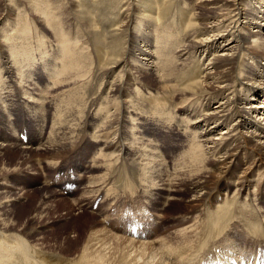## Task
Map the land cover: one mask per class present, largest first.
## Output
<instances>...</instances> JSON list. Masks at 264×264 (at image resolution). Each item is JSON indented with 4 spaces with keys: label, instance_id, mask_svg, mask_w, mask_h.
I'll use <instances>...</instances> for the list:
<instances>
[{
    "label": "bare ground",
    "instance_id": "bare-ground-1",
    "mask_svg": "<svg viewBox=\"0 0 264 264\" xmlns=\"http://www.w3.org/2000/svg\"><path fill=\"white\" fill-rule=\"evenodd\" d=\"M21 7L29 10L35 18L34 12L44 13L48 26L38 18L30 17L36 25V32L28 33L29 20L26 22V19L20 25L8 27L6 23L11 22L7 19L8 14L23 16ZM74 25L78 33L68 37L66 29ZM40 30L54 35V38H46L44 33L40 38ZM186 37L190 40L183 41ZM35 40L41 44L52 40L58 45L61 56L56 53L52 58V62L59 61L58 69L52 73L54 79L62 77L56 79L57 83L62 81L63 76H72V71H77L75 75L80 80L65 91L61 88L63 84L55 82L53 84L58 88L40 92L45 93L43 95L30 93L28 86L23 84L28 100L22 98L20 89H8L11 91L8 108L14 116L10 114L12 120L8 127L0 123V151L14 147V151L6 153L36 155V161L42 160L43 170L45 163L52 168L55 166L50 178L45 175L46 181L58 185H54L56 190L59 187L67 189L70 184H83L87 172L92 176L94 172L108 169L106 181L112 187L93 198V204L100 199L101 206H104L101 213L106 214L108 219L101 222L103 227H91L82 247L76 252L77 257L70 259L72 255L64 251L60 255L61 252L36 245L38 234L33 232L41 227H33L32 222H28L20 231L8 225L9 220L0 218V264H201L203 259L209 258L248 259L259 247L264 249V211L261 210L264 209V0H0L2 79L13 75L20 65H14L9 58L20 56ZM216 51H220L221 55ZM139 52L140 56H136ZM46 54L45 60L50 55ZM178 54L179 61H176L175 55ZM248 60L251 62L248 63ZM207 62L210 69L205 66ZM27 66L30 69L33 63L25 64L24 74ZM134 67L142 74L139 78L147 84V88L156 90V97L148 99L153 107L149 126L153 130L151 133L139 131L146 120L140 123L143 119L137 115L139 109L132 101L136 100L138 93L131 92L128 103H119L118 96L109 93L112 77L118 73L115 81H118L117 87H121L126 74L133 72ZM195 77L200 82L195 83ZM18 78L20 82L24 81ZM135 80V89L141 90ZM127 82L129 84V77ZM174 84H177L176 88L178 84L190 85L183 89L179 87V92L175 90L177 93L168 95L167 89ZM178 97L193 100L196 109L190 111L198 113V123L209 132L205 139L195 137V130L193 136H188L190 126L183 127L185 131L178 129L177 125L183 124L177 114L182 113L179 108L184 105L183 101L177 103ZM65 103L75 105L80 117L79 131L72 138L52 135ZM121 107H126L128 115L123 114ZM109 116L114 118L109 119ZM48 123L49 136L43 141L48 134ZM148 124L150 122L146 121V126ZM119 128L133 132L128 136L129 143L119 138V133L111 137ZM19 130V135L27 134L26 142L16 136ZM187 141L190 147H186ZM85 146L101 149V153L96 155L102 160L92 158L88 163L87 156L82 152ZM155 146L159 147V155H156L158 150ZM145 156H148V162L144 163ZM171 157L190 165V178L185 180V188L193 191L190 197L184 196L181 190L178 192L183 180H179L178 184L174 180L162 188L159 187L161 184L157 186L155 183L154 186H147V176L143 173L148 170L153 176L152 168L159 166L164 169L173 164ZM58 158L61 160H57L55 165L48 164L51 162L49 159L54 161ZM114 165L120 170V181L111 176ZM243 165L246 168L243 169ZM188 167L183 163V168ZM5 174L0 173V181L6 177ZM57 174H60L59 177ZM231 174L234 179L239 175L241 181L230 183ZM113 178L116 179L114 184L110 181ZM247 180H254L255 183L246 198L243 195L240 197L237 191L231 195L234 185L239 186L240 191L253 185ZM221 182H224L225 200H218L219 196L210 199ZM3 184H0V207L5 200L13 197ZM122 186H133L136 192L142 189L144 195L141 191L135 197L126 196L120 192L126 191ZM87 189L85 192L92 191ZM50 191L47 190L44 199ZM70 191L74 193L75 189ZM106 192L110 194L106 196ZM113 192L117 199H113ZM56 195L59 194H52L51 197ZM154 198L162 200L161 205ZM179 202L190 208L200 203L202 208L196 207L199 216L193 225L173 235V232H165L161 227L175 219L184 226L193 215L187 214L196 210L190 211L184 205L176 206ZM110 206L114 208L113 213L109 210ZM136 207L142 212L139 215L130 217L124 212ZM169 207L168 213L175 218L165 219L163 216L160 222L149 221L142 211L165 214ZM178 207L187 210L177 211L183 210ZM186 211L188 213H183ZM131 219L144 226L146 237L128 233L126 222ZM162 240L166 244L162 243L159 247Z\"/></svg>",
    "mask_w": 264,
    "mask_h": 264
},
{
    "label": "rangeland",
    "instance_id": "rangeland-1",
    "mask_svg": "<svg viewBox=\"0 0 264 264\" xmlns=\"http://www.w3.org/2000/svg\"><path fill=\"white\" fill-rule=\"evenodd\" d=\"M21 9L23 12L24 19H22L23 16L18 17L17 13H15V14L9 13L7 16V19H11V22L6 23V25L8 27L13 28L17 25H20L23 22V20L26 19V22H28V20H29V32L28 33L31 34V32H36V30L34 29L36 27V25H35L34 21L31 22L30 17L33 19L38 18L46 26H48V23L45 19L44 13L34 12L35 13L34 15L36 16V18H35L31 15L29 10L25 9V7H21ZM38 11H41V10L38 9ZM27 14H28V16H26ZM167 17H168V15H167ZM42 29L47 31V29L44 27H42ZM66 31H67L68 37H71L72 35L75 36L78 33L77 27H75V25L71 26V28H69V29H66ZM39 32H40V38L43 37L42 33H44L46 35V38H51V39L54 38V35H52L50 33L44 32L42 30H40ZM40 38H38V39H40ZM185 40H190V37H188L187 39L183 38V41H185ZM73 42H74V40H73ZM52 45L56 46L57 49L54 46L52 47ZM59 46L62 48V46L60 44H59ZM216 52H218L219 55H221L220 51H216ZM46 53H48L50 55H48L47 56L48 58L45 60L46 55H47ZM56 53H59V55L61 56L59 47L54 41L46 40L44 43L41 44L38 40H35L34 44L27 46L25 48V51L20 56H18L17 58H14V59L9 58L14 65H16L17 63H19L20 65H18L16 67V71L13 73V75L5 76L4 79L1 78V73H0V123H3L4 127H8V124L11 123L12 119L10 117V114H11V116H14V113H12L8 108V96L11 95V91H9L8 89H11V90H14L15 88L20 89L22 98H25L28 100L29 98H27V96L25 95L27 90L24 87V85L26 87L28 86L30 93H33L34 95H38V94H40V92L52 91V88H53V90H55L56 88H58L57 85L59 83H60L59 85L63 84L61 86V88H63V91H65V90H67L66 88H68V86L71 88L72 84L75 83V81L79 79V77L77 75H75V73L77 71L75 73H74V71H72V76H67V77L63 76L62 81H59L58 83L56 82V79L59 80L62 77L61 78L55 77V79L52 78V73H54L58 69L57 67H58V63H59V61L52 62V58L55 57ZM136 56H140V52L138 54H136ZM175 56H176L175 57L176 61L177 60L179 61V54L175 55ZM215 57H217V56H215ZM33 59H34V61H33ZM28 62H32L33 66H30L32 69L31 68L29 69V66H27L28 70L24 74L23 68H24L25 64ZM247 62L250 63L251 60H248ZM205 66L208 67V69H210L208 66V62L205 64ZM135 68L136 67H134V69L132 70L133 72H128L126 74V77L124 78L125 82L123 83L124 86L121 85V87L120 86L117 87L118 81H115V80H116V78H118V73L115 76H113L111 79V81H113V84H112L111 91L109 93L111 96H118L117 101L119 103L130 102L129 101L130 93L131 92L138 93V97H136V100L134 98L132 101H133V104L135 103L134 105L139 109V112H137V115L141 119H143V121H141L140 123L141 124L144 123V120L150 122V124H148L147 126H146V121H145V126L143 124L142 125L139 124L140 125L139 131L141 133H151V132H153V130L149 129V126L151 125V117H152L153 107L148 102V99H149V97L150 98L156 97L155 93H154L156 90H155V88H153V89L147 88V86H146L147 84L140 79L141 78L140 76H142V74L139 73L138 71H136ZM18 70H20V72ZM18 77H21L22 81L23 80L24 81L20 82V79ZM128 77L130 79L129 84L127 82ZM133 78H134V80L136 79L135 81L137 82V84H139L138 86L140 87L141 90L135 89L136 86L134 85ZM195 80H196L195 83L200 82L199 79L197 80V77H195ZM55 82L57 83V85H54ZM186 84H183V85L178 84V88H176L177 84H174V86L169 87V89H167L168 95H170L169 93H173V94L177 93L180 91V89H183L186 86L190 85V84H188V85H186ZM179 87H181V88L179 89ZM173 88H174V90H173ZM49 89H51V90H49ZM120 90H121V92H119ZM175 90L176 91L178 90V91L176 92ZM43 94H45V93H41L40 95H43ZM126 95H127V97H126ZM145 95L147 96V98L145 97ZM141 97H142V99H140ZM178 98H179V101H177V103H180L183 101V104H184V105H182L183 107L181 106L179 108V110L182 113L177 114L178 120L181 122V124H183V125H177L178 129L182 130L183 127L188 128V126H190V128L187 130L188 136H193V132L195 130L197 132V135L195 137H198V139H201V138L205 139V136L208 135L209 132H207V130H204L202 125L198 123V117H196V115L198 113H192L190 111V109L191 110L196 109L195 104H193L194 103L193 100L192 99L185 100V99H182L181 97H178ZM134 101H137L138 104ZM189 101H190V103H189ZM186 102L189 104H187ZM111 103L112 102L110 101L109 104L112 105ZM138 105H140V106L138 107ZM74 106L75 105H71L68 103H65V105H62L63 109L61 107V111L63 114H61L62 116H61L60 120L57 121V124H59V125H57V124H56L57 126L55 125V127L57 129H54L55 133L53 132L52 135H55L58 138H63L64 136H65L64 138H67V137L72 138V136L73 137L76 136V134L79 131V124H80L79 119H80V117H79V114L77 111L78 110L77 107L76 106L74 107ZM188 106H190V108ZM191 107H193V108H191ZM147 108L149 111L148 114H146V112H148ZM149 108H151V109H149ZM121 111L123 112V114L125 116L128 115L126 107H121ZM68 113H69V115H68ZM147 115H148V117H147ZM112 118H114V117H112ZM112 118H110V116H109V119H112ZM116 121L117 120L115 118V122ZM67 122H69V123H67ZM61 123H62V125H61ZM76 123L78 126L76 125ZM186 124H187V126H186ZM74 126L77 127V129ZM197 126H199L200 128ZM49 127H50V125L48 123L47 133L49 131ZM63 128H64V130H63ZM184 128H183V130L185 131L186 128L185 129ZM193 128H195V129H193ZM60 130H63V132L61 133ZM143 130L144 131L146 130V131L144 132ZM116 133L117 134L119 133V134L117 135ZM132 133L133 132L130 129L119 128L117 131L112 133L111 137H116V135H117L118 137L120 136L121 138H124L123 140L126 141L127 143H129V137L128 136L132 135ZM16 136L18 138H21L19 136V132H16ZM48 136H49V133L47 134V136H45V139L43 141L47 140ZM217 137L218 136H216L215 138H217ZM141 141H143V139L140 141H137V142H141ZM147 142L150 143L153 141L147 140ZM79 143H81V141ZM79 143L77 145H79ZM189 143L190 142L186 143V147H188V146L190 147ZM127 146H129V144ZM155 148H156V150H158V151H156V155H159V152H160L159 147L155 146ZM12 149L11 148L10 149H4L5 152L3 150L0 151V173H4V172L7 173V174H5L6 177H3L1 179L2 181H0V184L5 183V184H3L5 187V190H9L11 192V195L13 196V197L5 200V203L1 205L3 208L0 207V211H1L0 212V218L6 219V221L9 220V222L7 221L8 225H12L14 228H17L20 231L26 227L28 222H32L33 227L34 226H38V228L41 227L40 229H36L34 232L32 231L33 234H38L37 238H35L36 245H38V244L42 245L43 248L48 249L50 251L55 250V251H57L56 253L61 252L60 255L64 251L66 254L72 255L70 259L77 257L76 252H77V250H79L82 247V242L85 239V237L87 236V234L89 233V231L91 230V227H93V228L95 226L98 227V225L100 227H103L102 226L103 223L101 224V222L108 219V218H105L106 214L101 213V210L104 209V206H101L100 199L96 201L98 203L94 202V204H93V201H94L93 198L97 197L98 194L102 190L112 187V185L109 186V184H108L109 182L106 181V179L108 177L107 174H109L108 169H106V170L103 169L101 171L94 172V173H92V176L90 175L89 172H87L86 174L83 173L85 175L84 176L85 179L83 181V184H81L77 187L75 185L74 186V189H75L74 193L69 192L67 189L66 190L61 189V187H59L56 190L54 185H57V184L52 185L51 181H46V175H45V174H47L48 178H50V176L52 175V173L54 171L55 166L52 168L45 163L44 164L45 170H43V167L40 164L42 160L38 159L39 161H36V159H35L36 155H33V154L32 155L31 154L20 155V156L18 154L17 155L16 154L15 155H13V154L8 155L6 153V151H8V150L14 151V147H12ZM74 149L75 148H73V150ZM36 151H38V150H36ZM39 151L42 152V150H39ZM82 152L87 156V159L89 160L88 163H90L92 158H94V159L98 158L99 160H102L101 156L96 155V154L101 153V149H99V148H88L85 146L82 148ZM57 153H60V152H57ZM176 155H178V154H176ZM220 155H221V153L218 156H220ZM144 158L146 159V161H144V163L148 162V156H145ZM174 158L175 157H171V160L173 161V164H176L177 166L170 164L168 167L165 166L164 169H162L159 166H156V167L152 168V171H154V173H155L153 176L150 174V172L148 170H146L143 173L144 175L147 176V179H145V181L147 182V186H149V185L154 186V183H155V185H157V186H159L161 184L159 187L162 188L163 186H165L169 182H174V180L177 182V184L183 180L182 188H180V186H178V190H179L178 192H180V190H181V193L184 194V196L187 197L189 195L188 197H190L192 195L193 191L190 192L187 188H185V186H186L185 180L190 178V175H189V173L191 172L190 165L187 164L186 162L182 161V160H178V159H176V158L174 159ZM158 159L160 160V162H162L161 157H159ZM57 160H61V159L58 158V159H55L54 161H52V159H49V161H51V162H48V164L55 165ZM251 162L252 161H249V163H251ZM97 163H98V161H97ZM183 163L189 167L183 168ZM114 166L115 167H113V173L111 176H113V177L115 176L117 181H120V178H121L120 170L116 169V167H117L116 165H114ZM173 167L175 169H173ZM242 168L244 169V168H246V166L243 165ZM114 169H116V171ZM13 173L17 174V175L13 176L14 175ZM259 174H261V173H259ZM95 176H96V178H95ZM257 176H258V174H257ZM91 177H92V179H91ZM98 177H99V179H98ZM115 178H113V180H110L113 182L112 184H114V182L116 180ZM174 178H177V179H174ZM10 179L14 182L11 183L12 181ZM88 179H89V182H88ZM230 179L232 180V181H229L230 183H233L234 181L237 180V182H236V184H237L239 181H241V178L239 175L236 177V179H234L233 175L231 174ZM97 181H102V182L98 183ZM247 181L253 182V185L248 186L246 188V190H243V191H240L239 186L236 187V185H234L232 187V189L234 191L233 192L231 191V195L234 194L235 191H237V194L240 197L243 195V196H245L244 198H246L247 192L249 190H251V188L254 187V183H255L254 180H247ZM105 182L108 185H106ZM157 182H158V184H157ZM223 184H224V182L220 183L219 189L211 194L210 199H213L214 197L219 196L218 200H225V194L226 193L223 192V188H222ZM107 186H109V187H107ZM85 187L88 189H92V191H90L89 193L85 192V190H86ZM131 187H130L131 188L130 189L128 186H122L121 188H124L126 191H124V192L120 191V192L122 194H125L126 196H134L135 197L137 193L142 191V189H141L138 192H136V189L133 186H131ZM256 187H257V185H256ZM37 188H39V189H37ZM45 189H47L49 191L51 190L53 192L50 191L48 194L49 196L47 195L46 198L44 199L43 197L45 196V193H47V190L44 191ZM129 189L131 190V192ZM58 190H60L63 194ZM3 192H5V191H3ZM133 192H135V194H133ZM257 192L262 193L261 191H258V190H257ZM52 194H59L60 197H59V195H56L55 197H51ZM109 194L110 193L106 192V196H108ZM142 194L144 195L143 191H142L141 195ZM228 195L231 196L230 193H228ZM82 196L84 198L77 199V198H81ZM115 196H117V195H116V193L113 192V199H117V197H115ZM16 197H22V198L20 200H11V199H15ZM42 198H43V200H42ZM154 199L156 200V201L154 200L155 202H158L161 205L162 200H158L156 198H154ZM147 200H152V199L148 198ZM14 202H16V205H14ZM217 204H218L217 202L214 204L215 208H216ZM178 205H184V207L187 209H190V211H193L194 209H196V207H197V209L202 208V205L200 203L199 204L197 203V205H194V207L192 206L191 208L187 204L180 203V202L176 204V206H178ZM170 208L171 207H169L166 210L165 214H160L158 211L150 212V213H153V217L151 219H153L155 221H159L160 218L163 216L165 219H169L170 217L175 218V216H173L172 213H168ZM178 208H181L183 210H177V211L187 210V209L182 208V207H178ZM123 209L124 208H122V210ZM134 209L136 210L138 208H134ZM197 209L195 211L187 214V215H191V214H193V215L191 217H189L188 223H185L184 226H183V224H179L178 220L175 219L172 221L170 220V222H168L166 225L162 226L161 230H163L165 232L166 231L173 232V235H174V234H176V232H178L179 230H182L184 227L189 228L191 225L194 224L193 221H197L196 219L199 216V214H198L199 210H197ZM109 210H111V212H112V211H114V208L110 206ZM262 210H264V209H262ZM190 211L188 210V212H190ZM132 212H133V210H125V213H132ZM188 212L186 211L183 213H188ZM55 222H58V223L55 225V224H53ZM110 229H111V227H110ZM125 238H127V237H125ZM128 239H130V238H128ZM131 240H133V239H131ZM134 241H138V240H134ZM162 243H164L163 240L161 241V244L159 245V247L162 245ZM32 244H34V243L32 242ZM164 244H166V243H164ZM159 247H157V248L159 249ZM67 250H70V251H67Z\"/></svg>",
    "mask_w": 264,
    "mask_h": 264
}]
</instances>
